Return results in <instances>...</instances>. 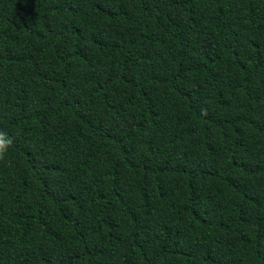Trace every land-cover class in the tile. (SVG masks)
Listing matches in <instances>:
<instances>
[{
	"label": "trees",
	"instance_id": "16d2710c",
	"mask_svg": "<svg viewBox=\"0 0 264 264\" xmlns=\"http://www.w3.org/2000/svg\"><path fill=\"white\" fill-rule=\"evenodd\" d=\"M0 264H264V0H0Z\"/></svg>",
	"mask_w": 264,
	"mask_h": 264
},
{
	"label": "clouds",
	"instance_id": "9594fccd",
	"mask_svg": "<svg viewBox=\"0 0 264 264\" xmlns=\"http://www.w3.org/2000/svg\"><path fill=\"white\" fill-rule=\"evenodd\" d=\"M13 144V139L5 132L0 131V160L4 159L9 147Z\"/></svg>",
	"mask_w": 264,
	"mask_h": 264
}]
</instances>
